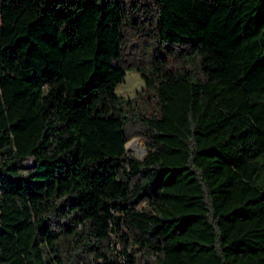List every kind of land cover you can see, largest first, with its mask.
<instances>
[{
  "label": "trees",
  "instance_id": "obj_1",
  "mask_svg": "<svg viewBox=\"0 0 264 264\" xmlns=\"http://www.w3.org/2000/svg\"><path fill=\"white\" fill-rule=\"evenodd\" d=\"M261 155L264 0H0V264H264Z\"/></svg>",
  "mask_w": 264,
  "mask_h": 264
},
{
  "label": "rangeland",
  "instance_id": "obj_2",
  "mask_svg": "<svg viewBox=\"0 0 264 264\" xmlns=\"http://www.w3.org/2000/svg\"><path fill=\"white\" fill-rule=\"evenodd\" d=\"M143 83L144 80L140 72L133 69H128L124 80L117 86V93L126 97H131L137 90L141 88ZM126 146L131 152L138 155L139 157H143L147 151L145 141L140 136H134L129 139V141L126 143ZM263 157L264 156L261 155L262 159Z\"/></svg>",
  "mask_w": 264,
  "mask_h": 264
},
{
  "label": "water",
  "instance_id": "obj_3",
  "mask_svg": "<svg viewBox=\"0 0 264 264\" xmlns=\"http://www.w3.org/2000/svg\"><path fill=\"white\" fill-rule=\"evenodd\" d=\"M30 163H31V159L29 158L24 161V165L26 166L30 165Z\"/></svg>",
  "mask_w": 264,
  "mask_h": 264
},
{
  "label": "bare ground",
  "instance_id": "obj_4",
  "mask_svg": "<svg viewBox=\"0 0 264 264\" xmlns=\"http://www.w3.org/2000/svg\"><path fill=\"white\" fill-rule=\"evenodd\" d=\"M141 150V149H140Z\"/></svg>",
  "mask_w": 264,
  "mask_h": 264
}]
</instances>
